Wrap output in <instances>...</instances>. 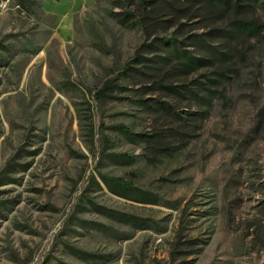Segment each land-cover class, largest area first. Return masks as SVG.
I'll return each mask as SVG.
<instances>
[{"label":"rangeland","instance_id":"1","mask_svg":"<svg viewBox=\"0 0 264 264\" xmlns=\"http://www.w3.org/2000/svg\"><path fill=\"white\" fill-rule=\"evenodd\" d=\"M0 264H264V0L0 9Z\"/></svg>","mask_w":264,"mask_h":264},{"label":"trees","instance_id":"2","mask_svg":"<svg viewBox=\"0 0 264 264\" xmlns=\"http://www.w3.org/2000/svg\"><path fill=\"white\" fill-rule=\"evenodd\" d=\"M177 1L179 2V0ZM182 2L184 4H190L191 2H197V3H205V4H210V5L217 3V4H223V5L225 4V6L228 4V0H182ZM234 5L235 7L237 6V4H234ZM239 27L247 31L251 30V27L248 24L239 23ZM166 43H169L170 46L173 45L171 40H168ZM174 52L177 53L175 48H174ZM182 58L187 60L188 62H193V60L191 58H187V56H182ZM120 130L124 135H127V136L131 135V133L124 127H120ZM101 180L104 183V185L109 189V191L113 193H119L118 191L127 192L130 190H134V187L132 186L131 183H125L123 182L122 179H119V178H107L105 176H101Z\"/></svg>","mask_w":264,"mask_h":264},{"label":"built area","instance_id":"3","mask_svg":"<svg viewBox=\"0 0 264 264\" xmlns=\"http://www.w3.org/2000/svg\"><path fill=\"white\" fill-rule=\"evenodd\" d=\"M10 0H0V9L3 10L7 7Z\"/></svg>","mask_w":264,"mask_h":264}]
</instances>
